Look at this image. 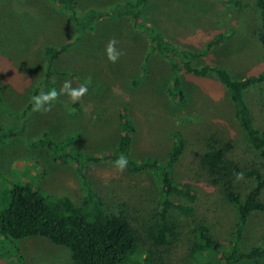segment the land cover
Returning a JSON list of instances; mask_svg holds the SVG:
<instances>
[{
	"label": "rangeland",
	"instance_id": "rangeland-1",
	"mask_svg": "<svg viewBox=\"0 0 264 264\" xmlns=\"http://www.w3.org/2000/svg\"><path fill=\"white\" fill-rule=\"evenodd\" d=\"M76 1L75 14L80 20L75 23L49 0H0V98L9 111L8 116L0 106V127L18 133L0 147L1 191L11 183L28 182L54 196L73 198L74 202L80 199L83 191L74 162H55L54 152L35 146V142L48 136L64 142V149L73 152L113 151L121 137V107L127 108L135 124L134 158L163 159L172 144L171 133L180 130L185 134L189 148L178 165V178L183 181L197 182L193 166L199 150L205 152L207 145L199 129L208 136L235 140L242 155L253 158L244 145L240 124L230 118L228 93L215 74L182 77L180 73L189 100L184 105L173 103L167 94L170 62L157 53L148 56L147 42L133 16L115 13L121 8L116 7L130 0L111 8L103 4L107 0ZM243 2L244 8L239 10L220 0H149L141 24L178 49L192 52L203 51L216 36L226 35L219 47L194 65L223 67L239 81L264 72V49L256 37L261 30L260 10L256 0ZM90 12L94 20L85 19ZM110 13L112 16L107 15ZM110 41H115L114 48L120 53L115 63L106 55ZM49 46L67 47L52 66L51 88L59 89L65 80L76 88L90 78L89 91L76 103L62 95L47 111L32 108L22 116L32 105L33 91L44 89L48 63L43 51ZM262 88L254 87L248 101L257 127L264 130ZM86 170L107 205L127 207L141 222L153 223L158 191L152 174L130 175L118 172L112 164H89ZM252 185L246 181L244 187ZM221 195L218 190L208 192L192 218H179L183 228L180 242L165 256L157 254L161 264L195 263L190 251L193 230L199 225L209 226L217 239L230 241L236 214ZM263 231L264 220H253L243 249L259 245ZM19 246L23 260L16 259L13 246L0 247V264H72L67 249L46 239H25ZM238 264H264V260Z\"/></svg>",
	"mask_w": 264,
	"mask_h": 264
},
{
	"label": "trees",
	"instance_id": "trees-1",
	"mask_svg": "<svg viewBox=\"0 0 264 264\" xmlns=\"http://www.w3.org/2000/svg\"><path fill=\"white\" fill-rule=\"evenodd\" d=\"M49 1L56 3L73 22L80 20L75 14L78 6L76 0ZM220 1L239 10L244 8L243 0ZM148 4L149 0H130L124 6L116 7L121 8L115 13L119 17L133 16L135 26L147 42L148 56L157 53L170 62L168 96L173 103L187 104L189 99L183 89L180 73L182 77L215 74L228 93L230 118L240 124L244 145L250 150L249 154H254L253 158L242 155L235 140L208 136L199 129L207 145L205 152L199 150L193 166L197 182L183 181L178 178V165L189 148L190 141L185 134L180 130L171 133L172 144L163 159L157 156L134 158L131 148L136 129L125 107L120 109L121 137L113 151L101 154L73 152L64 149V142L58 143L44 136L35 142V146L53 151L55 162H74L83 195L74 202L73 198L46 194L42 188L28 182L11 183L7 190H0V247L3 250L4 247L13 246L18 255L17 260H23L19 242L38 237L67 249L72 264H161L157 254L165 256L180 242L183 228L179 218H192L202 197L217 190L236 214L231 239L229 242L219 240L209 226H197L193 230L194 243L190 251L195 263L190 264H238L242 261L264 260V231L260 235L259 245L243 249L250 223L264 220V130L257 127L248 101L251 90L256 86L263 85L261 90L264 98V72L237 81L223 67L194 65L219 47L226 35L219 34L200 52L178 49L150 26L141 24ZM256 4L261 17V30L256 37L264 49V0H256ZM132 5L135 10L131 11ZM107 15L112 16L111 13ZM85 19L94 20V15L90 12ZM66 48L49 46L43 51L48 63L43 82L45 90L51 88L54 74L52 66ZM2 91L0 86V94ZM39 91L34 90L32 96ZM0 106L9 116L1 98ZM31 109L32 105H28L22 116ZM7 131L0 127V147L11 135H18ZM58 151L65 153L59 155ZM121 153L129 158L125 170L127 174L148 173L155 177L158 197L155 218L151 224L141 222L127 207L107 205L86 172L87 165L112 164ZM246 181H251L253 185L245 188Z\"/></svg>",
	"mask_w": 264,
	"mask_h": 264
},
{
	"label": "clouds",
	"instance_id": "clouds-1",
	"mask_svg": "<svg viewBox=\"0 0 264 264\" xmlns=\"http://www.w3.org/2000/svg\"><path fill=\"white\" fill-rule=\"evenodd\" d=\"M114 44L115 41H110L106 49L107 59L112 63H115L120 55V53L115 50ZM89 81H85L76 88L72 87L71 82L68 80H65L62 85H60L59 89L53 87L45 90L42 88L36 95L30 97L33 111H47L62 95H66L73 103L78 102L88 93ZM111 163L118 172H124L128 168L129 158L127 155L121 153Z\"/></svg>",
	"mask_w": 264,
	"mask_h": 264
},
{
	"label": "crops",
	"instance_id": "crops-1",
	"mask_svg": "<svg viewBox=\"0 0 264 264\" xmlns=\"http://www.w3.org/2000/svg\"><path fill=\"white\" fill-rule=\"evenodd\" d=\"M122 1H124V0H114V1L107 0L103 4H105L106 7L111 8V7H115V6H118V5L122 4ZM173 1H175V3L178 2V0H173Z\"/></svg>",
	"mask_w": 264,
	"mask_h": 264
}]
</instances>
